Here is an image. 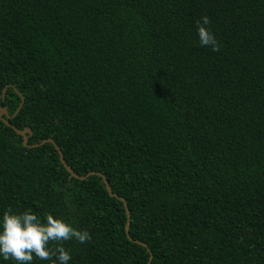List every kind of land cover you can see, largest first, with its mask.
Returning <instances> with one entry per match:
<instances>
[{"label": "trees", "instance_id": "1", "mask_svg": "<svg viewBox=\"0 0 264 264\" xmlns=\"http://www.w3.org/2000/svg\"><path fill=\"white\" fill-rule=\"evenodd\" d=\"M21 95L0 212L87 229L68 264H264V0H0L9 115Z\"/></svg>", "mask_w": 264, "mask_h": 264}, {"label": "clouds", "instance_id": "2", "mask_svg": "<svg viewBox=\"0 0 264 264\" xmlns=\"http://www.w3.org/2000/svg\"><path fill=\"white\" fill-rule=\"evenodd\" d=\"M210 19L201 14L195 20V31L201 47L218 51L220 44L209 27ZM87 229H78L63 217L45 214L43 221L29 210L0 212V262L13 261L14 264H31L33 256L40 260L55 257L51 264H68L69 250L63 241L74 240L79 244L90 240ZM49 242H59L50 249Z\"/></svg>", "mask_w": 264, "mask_h": 264}, {"label": "water", "instance_id": "3", "mask_svg": "<svg viewBox=\"0 0 264 264\" xmlns=\"http://www.w3.org/2000/svg\"><path fill=\"white\" fill-rule=\"evenodd\" d=\"M4 91H5V89H4ZM21 97H22V101H21V103H20V105H19V107L15 110V112L12 114V115H9L8 114V112H7V109H6V107L5 106H1L0 105V117H2V119L5 121V123L6 124H10V122L5 118V117H3V115H6V117L7 118H10V117H13V116H15L16 114H17V112L19 111V109H20V107L22 106V104H23V101H24V97L21 95ZM16 129V131L19 133V134H21L22 136H23V144L24 145H28V146H38V145H40V144H42V143H44L45 141H47V142H53L54 144H55V146H56V149L58 150V152H59V154H60V158H61V160H62V162L64 163V165L66 166V168L71 172V174L73 175V176H75V177H78V178H85L87 175H89V174H93V173H95V171H90L88 174H85V175H79V174H77L68 164H67V162L65 161V159H64V157H63V153H62V151L60 150V148L58 147V145L54 142V140L52 139V138H46V139H44V140H42V141H40V142H36V143H32V144H28V137H29V134H31L32 133V130L30 129V128H28V127H25L24 129H17V128H15ZM97 174H99V175H101L102 177H103V179H104V182H105V184H106V188L108 189V191L110 192V193H112V190H111V188H110V185H109V183H108V181L106 180V178H105V176L102 174V173H100V172H96ZM116 195V194H115ZM116 196H118V195H116ZM120 199H122L123 201H124V203H125V206H127V203H126V201L124 200V198H122V197H120V196H118ZM127 208V207H126ZM127 213H128V221H127V224H126V232H127V235H129V222H130V213H129V211H128V209H127ZM141 244H143V245H145L146 246V244L144 243V242H141V241H139ZM152 258V254L150 255V259Z\"/></svg>", "mask_w": 264, "mask_h": 264}]
</instances>
